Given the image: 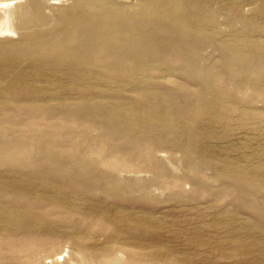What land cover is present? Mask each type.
<instances>
[{
  "label": "rangeland",
  "instance_id": "1",
  "mask_svg": "<svg viewBox=\"0 0 264 264\" xmlns=\"http://www.w3.org/2000/svg\"><path fill=\"white\" fill-rule=\"evenodd\" d=\"M4 29L0 264H264V0H17Z\"/></svg>",
  "mask_w": 264,
  "mask_h": 264
},
{
  "label": "bare ground",
  "instance_id": "2",
  "mask_svg": "<svg viewBox=\"0 0 264 264\" xmlns=\"http://www.w3.org/2000/svg\"><path fill=\"white\" fill-rule=\"evenodd\" d=\"M16 3H17V0L0 1V8H7L9 7L10 4H16ZM53 4H58V2L54 1ZM0 33H2L3 36L10 37V38L16 36L15 32L9 29L0 30ZM64 259H65V256L61 253V254L56 255L52 259L48 258L46 263L58 264L59 261L64 260Z\"/></svg>",
  "mask_w": 264,
  "mask_h": 264
}]
</instances>
